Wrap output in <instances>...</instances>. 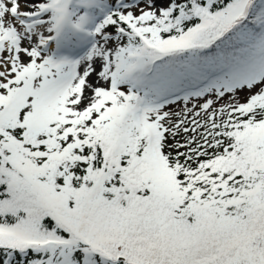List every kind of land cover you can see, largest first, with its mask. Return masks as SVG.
<instances>
[{
  "label": "snow or ice",
  "instance_id": "obj_1",
  "mask_svg": "<svg viewBox=\"0 0 264 264\" xmlns=\"http://www.w3.org/2000/svg\"><path fill=\"white\" fill-rule=\"evenodd\" d=\"M0 264H264V0H0Z\"/></svg>",
  "mask_w": 264,
  "mask_h": 264
}]
</instances>
